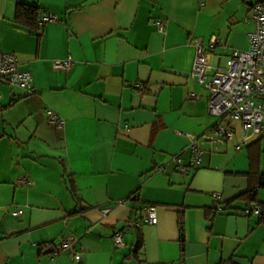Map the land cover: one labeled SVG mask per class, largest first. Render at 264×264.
<instances>
[{"label": "crops", "instance_id": "obj_1", "mask_svg": "<svg viewBox=\"0 0 264 264\" xmlns=\"http://www.w3.org/2000/svg\"><path fill=\"white\" fill-rule=\"evenodd\" d=\"M21 1L58 20L36 34L17 19ZM256 1L0 0V50L33 77L31 91L0 83V264H264V214L242 212L264 132L240 150L239 122L233 139L216 136L209 91L192 77L195 39L223 40L213 67L249 49ZM148 204L158 222L128 227ZM70 236L80 260L55 255Z\"/></svg>", "mask_w": 264, "mask_h": 264}, {"label": "built area", "instance_id": "obj_2", "mask_svg": "<svg viewBox=\"0 0 264 264\" xmlns=\"http://www.w3.org/2000/svg\"><path fill=\"white\" fill-rule=\"evenodd\" d=\"M251 19L255 22L254 30L249 33L250 47L248 50L232 49L226 64L213 67L209 60V53L223 43L216 36H212L208 44L202 40H193L196 50L192 77L209 91L210 112L219 118L214 128V134L222 139H233L236 136L233 123L239 122L242 133L236 149L240 150L248 143L251 137L260 136L264 132V101H257V96H264V0H257L250 9ZM58 20L54 13L47 12L40 18V26ZM165 27V22H159L160 30ZM73 64L72 58L56 60L55 68L68 70ZM213 70L210 75L209 71ZM33 77L29 71L21 69L19 58L10 52L0 50V83L8 86H17L31 91ZM197 97L196 95H192ZM1 108V105H0ZM51 122L61 125L57 115L48 111ZM192 158L190 165L197 166L202 159L203 149L198 139L193 136L190 144ZM178 167L185 171L181 158L177 157ZM220 200L221 195L215 194ZM146 216L137 221L141 224H156L158 222L157 206L148 204ZM216 211L223 209L220 202L215 205ZM243 214L260 215L262 207L253 204L243 209ZM22 210L16 212V215ZM115 245L122 247L125 240L121 231L113 236ZM70 253L75 260L81 259L78 250V238L70 236L55 246V255Z\"/></svg>", "mask_w": 264, "mask_h": 264}, {"label": "trees", "instance_id": "obj_3", "mask_svg": "<svg viewBox=\"0 0 264 264\" xmlns=\"http://www.w3.org/2000/svg\"><path fill=\"white\" fill-rule=\"evenodd\" d=\"M40 15H41V7L36 4H30L27 2H19L18 9H17V19L23 23H26L31 27V29L36 33L39 34V30L41 29L40 26ZM257 157V166H252L251 175H255L257 177V186H251V188L245 194V197L249 199V204L247 206H251L253 204H259L262 207L261 215L264 214V203L259 202L257 200V193L258 188L264 186V171L260 170L259 165V155ZM246 206V207H247ZM130 228H138V224L136 222H129L127 224ZM219 264H228L227 262H221Z\"/></svg>", "mask_w": 264, "mask_h": 264}, {"label": "rangeland", "instance_id": "obj_4", "mask_svg": "<svg viewBox=\"0 0 264 264\" xmlns=\"http://www.w3.org/2000/svg\"><path fill=\"white\" fill-rule=\"evenodd\" d=\"M226 35V34H223V36Z\"/></svg>", "mask_w": 264, "mask_h": 264}]
</instances>
